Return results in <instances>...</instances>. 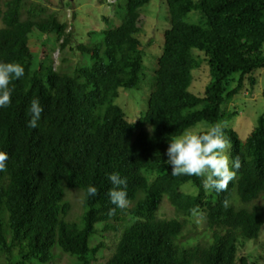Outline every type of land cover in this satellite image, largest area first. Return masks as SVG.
<instances>
[{
  "label": "trees",
  "instance_id": "obj_1",
  "mask_svg": "<svg viewBox=\"0 0 264 264\" xmlns=\"http://www.w3.org/2000/svg\"><path fill=\"white\" fill-rule=\"evenodd\" d=\"M165 1L170 26L148 108L130 122L115 100L121 88L141 84L144 51L138 37L150 0H119L118 22L105 17L108 24L99 33L89 31V42L76 45L69 23L56 10L28 0H0V61L19 62L25 69L10 85L12 103L0 108V150L9 154L6 170L0 171L5 264H52L60 257L69 264H97L112 231L119 232V241L105 264H255L239 250L264 227V201L256 202L264 197V115L246 139L225 129L230 156L241 160L226 192H205L196 176L171 175L165 161L173 137L201 121L212 125L232 117L235 113L225 115L223 105L246 79L255 84L254 72L264 68V0ZM35 34L59 46V67L49 50L42 58L35 54ZM67 50L86 57L73 63ZM203 63L211 80L198 96L190 87L193 71ZM33 98L44 109L35 129L28 127ZM113 172L127 178L129 205L123 210L108 195ZM185 184L196 192L183 191ZM89 185L97 188L95 196L87 195ZM72 190L83 196V212L75 217L67 198ZM164 198L174 207V218L159 217ZM225 198L227 209L221 203ZM197 206L213 240L184 248L177 240ZM112 208L115 214L109 215Z\"/></svg>",
  "mask_w": 264,
  "mask_h": 264
},
{
  "label": "rangeland",
  "instance_id": "obj_2",
  "mask_svg": "<svg viewBox=\"0 0 264 264\" xmlns=\"http://www.w3.org/2000/svg\"><path fill=\"white\" fill-rule=\"evenodd\" d=\"M29 2H39L44 4L50 11L56 10L59 13L60 19L69 23L68 31L72 33V43L74 45L79 42H89V31L103 29L108 23L105 17L118 22V14L116 13V6L108 4L106 0H28ZM119 1V0H118ZM122 3L125 0H120ZM69 2V3H68ZM142 12L146 16V23L143 32L138 37V41L144 51V68L141 76L139 89H125L121 88L119 96L115 103L123 108L127 114V119L130 122H136L147 110L148 100L152 91V78L156 68L158 56L162 53L164 44V32L169 28L168 8L165 0H150L144 7ZM3 26L0 20V28ZM99 35V34H98ZM95 37L97 35L95 34ZM31 45L35 54L42 58L44 49L51 52L53 65L59 67L61 64V55L59 46L56 45L53 38L46 35L35 34L32 37ZM198 52V51H196ZM67 54L71 56L73 63L78 61L83 62L84 58L81 54L73 57L70 51ZM255 84L252 85L249 79L245 80L246 85L243 89L232 99L227 100L223 105V112L225 115L235 113L230 118H224L229 128H233L239 133L242 139L251 133L253 128L257 125L258 117L264 115V68L254 72ZM211 80L209 67L206 63L193 71V81L190 90L198 95L203 96L207 84ZM238 83V77L233 78L232 87ZM211 126L207 121H201L191 127V130L205 131ZM148 177L153 178L156 174L146 173ZM185 192H196V189L185 184L181 187ZM67 198L72 202L73 210L72 216L80 215L83 212V196L77 190L67 192ZM264 197H261L258 203H262ZM234 202L238 205L241 203L237 198ZM158 215L163 219H171L176 216L174 207L167 198H164L159 206ZM187 225L178 238V243L184 248L193 247L196 245H206L213 240L214 232L207 226L205 213L199 219L186 217ZM222 231V230H218ZM119 241V232H110L106 239V248L103 250V256L99 259L97 264H105L115 251L116 244ZM244 241V240H241ZM239 256H247L255 264H264V227L261 234L256 240L245 241L244 246L239 250ZM0 261L5 264L3 259ZM66 257H60L52 264H69Z\"/></svg>",
  "mask_w": 264,
  "mask_h": 264
},
{
  "label": "clouds",
  "instance_id": "obj_3",
  "mask_svg": "<svg viewBox=\"0 0 264 264\" xmlns=\"http://www.w3.org/2000/svg\"><path fill=\"white\" fill-rule=\"evenodd\" d=\"M108 4H116L118 0H106ZM24 67L19 62L0 61V108L8 107L12 103L14 80L23 77ZM44 111L40 99L33 98L30 101L28 113L30 119L28 127L37 128L41 114ZM226 121L219 120L209 126L205 131L186 129L180 136L173 137L167 148L168 159L165 163L172 166L173 176H196L201 179L205 192H226L229 183L232 182L238 170L241 168L239 156L234 159L230 156L231 139L225 129ZM9 154L0 150V171H5ZM113 187L109 190L110 201L116 208L126 209L129 205L127 192V178L121 177L118 172L109 174ZM97 188L89 185L88 196H95ZM227 209L230 206L228 198L222 202ZM116 208L109 210V215H114ZM194 218L203 216V211L197 206L190 209ZM205 213V212H204Z\"/></svg>",
  "mask_w": 264,
  "mask_h": 264
}]
</instances>
